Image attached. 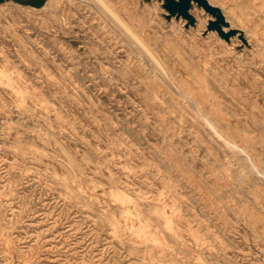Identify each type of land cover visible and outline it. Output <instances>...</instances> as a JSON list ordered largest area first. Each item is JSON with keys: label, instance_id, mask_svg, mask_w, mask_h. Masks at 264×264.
<instances>
[{"label": "rangeland", "instance_id": "374dc122", "mask_svg": "<svg viewBox=\"0 0 264 264\" xmlns=\"http://www.w3.org/2000/svg\"><path fill=\"white\" fill-rule=\"evenodd\" d=\"M0 2V264H264V0ZM168 226V227H167Z\"/></svg>", "mask_w": 264, "mask_h": 264}, {"label": "water", "instance_id": "95a60500", "mask_svg": "<svg viewBox=\"0 0 264 264\" xmlns=\"http://www.w3.org/2000/svg\"><path fill=\"white\" fill-rule=\"evenodd\" d=\"M6 0H0L3 2ZM45 0H26V3L32 5L34 7H39L44 3ZM162 1V7L167 11L165 15L166 18H179L184 19L185 26L194 25L195 18L190 13V8L193 3H195L198 7L202 8L206 13H208L212 18L208 19L206 30H214L217 34L228 41L231 36H237L243 43L246 42L241 31L236 28H229L227 31L223 30V26L229 27L228 22L225 20L224 15L221 9L213 4H211L208 0H160Z\"/></svg>", "mask_w": 264, "mask_h": 264}, {"label": "bare ground", "instance_id": "6f19581e", "mask_svg": "<svg viewBox=\"0 0 264 264\" xmlns=\"http://www.w3.org/2000/svg\"><path fill=\"white\" fill-rule=\"evenodd\" d=\"M93 1L97 4L98 7L103 9L119 25V27L127 34V36L130 39H132L138 46H140L153 59V61L159 66L158 61L154 59V57L149 52V49L147 48L143 40L140 38V36L136 33L133 27L124 19V17L120 14V12L116 8H114L112 4H110L108 0H93ZM229 28L230 26L229 27L223 26L224 31H227Z\"/></svg>", "mask_w": 264, "mask_h": 264}]
</instances>
